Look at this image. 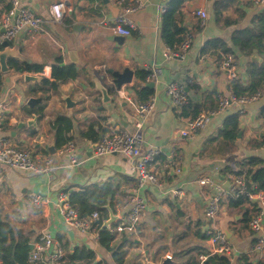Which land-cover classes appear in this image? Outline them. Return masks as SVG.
<instances>
[{
  "label": "crops",
  "instance_id": "crops-1",
  "mask_svg": "<svg viewBox=\"0 0 264 264\" xmlns=\"http://www.w3.org/2000/svg\"><path fill=\"white\" fill-rule=\"evenodd\" d=\"M20 1L39 14L43 23L38 35L31 37L22 30L9 43L11 48L16 46L17 53L7 60L8 71L0 72V138H7L13 145L34 154L44 153L55 141L51 123L56 116H65L72 122L68 136L75 145L79 163L69 166L55 150L53 154L48 152L55 166L52 173L35 174L0 164V222L11 227L15 240L27 239L31 252L44 231L65 253L60 264H84L67 256L83 249L94 254L90 264H117L114 253L100 246L98 233H82L65 225L56 203L60 192L83 194L94 186L106 185L114 190L111 201L114 214L124 211L121 206L136 192L131 161L121 154L94 157L92 147L110 127L134 131L138 120L135 108L141 100L133 88L153 82L152 88H146L151 91L154 108L140 120L141 150L160 149L152 163L160 186L146 184L138 190L145 208L134 233H115L111 245L118 253L116 258L120 264H161L169 256L176 264H198L199 254L209 246L206 234L219 229L225 233L231 247L230 253L222 256L231 264H237L241 256H246L253 264H264V257L256 248L257 235L248 228V222L244 223L245 218L251 216L250 204L245 201L232 206L233 198L228 195L222 198L216 218L210 222L205 219L204 208L212 189L197 183L200 177L209 175L228 187L230 184L224 181L225 166L236 169L249 157L264 160V143L255 145L264 141V122L259 116L264 107V87L256 101L217 111L192 138L180 134L189 117L177 114L165 94L166 85L174 81L183 86L190 105H197L200 112L215 110L218 98L229 95L230 84L218 68L221 55L215 57L202 52L204 45L220 39L230 48L232 35L252 29L264 4L254 6L249 0H183L174 15L175 24L181 29V40L189 35L191 43L182 57H168L170 49L161 37V24L173 0H144L143 8L129 14L135 29L121 44L115 34L102 25L117 16L102 0ZM114 2L109 0V4L116 7ZM8 4L9 0L0 1V14ZM58 4L63 5L64 15L60 21H54L49 10L51 5ZM196 10L207 12L203 26L194 14ZM75 25L79 27L74 30ZM70 51L76 52L77 63L69 60ZM233 53L240 65L238 79L246 83L245 67L250 63L249 57L236 50ZM242 56L246 60L244 65L239 60ZM11 60L24 68L22 73L9 65ZM53 61L58 67L73 65L78 72L76 79L58 82L56 91L44 81H52L50 71L47 76L42 71L26 70V66L31 65H38L43 71L45 67H57L51 64ZM124 67H129L134 77L118 91V100L125 105H117L116 113L112 114L110 104H103L99 92L95 91L92 78L105 76L107 68L121 71ZM138 70L148 74L157 70L156 79L141 81L135 75ZM25 75L41 80L25 82ZM62 96H69L74 105L67 108ZM30 97L43 99L29 108L26 102ZM126 109H130V113L125 114ZM238 109L243 110V115H238ZM123 114L125 125L119 121ZM231 115L238 116L241 135H237L226 150L218 134L225 118ZM33 117H36L35 126L28 127L25 122ZM91 125H95L97 134L94 142L81 135ZM34 194L46 198L40 208L30 204V196ZM202 235L206 238L202 239ZM0 264L3 263L0 261Z\"/></svg>",
  "mask_w": 264,
  "mask_h": 264
},
{
  "label": "built area",
  "instance_id": "built-area-1",
  "mask_svg": "<svg viewBox=\"0 0 264 264\" xmlns=\"http://www.w3.org/2000/svg\"><path fill=\"white\" fill-rule=\"evenodd\" d=\"M254 6H261L264 0H249ZM115 6L118 14L112 21L102 22V25L113 34L129 37L135 29L133 21L129 14L144 7V0H115ZM165 11V8L162 9ZM50 16L54 21H60L64 15V7L61 4L51 5ZM195 16L199 18L200 26L205 24L207 12L196 10ZM43 19L39 14L32 12L25 7L20 0H9V8L0 14V45L3 42H12L18 34L25 30L31 37L38 35L42 28ZM191 37L184 35L181 42L176 46V51H169L168 57H182L183 53L189 48ZM239 61L232 52L221 54L218 63L219 70L223 73L226 81L231 84L238 79ZM51 78V68L45 67L42 72ZM157 70L151 72L147 79L155 80ZM165 94L177 114L181 113L182 108L188 103L187 94L183 86L177 82H169L165 87ZM259 94L245 95L239 98L233 96L231 91L226 97H219L217 108L212 111L200 112L195 118L188 119L185 127L180 134L185 138L192 136L217 113L229 107L230 105H244L256 101ZM154 108V99L150 97L144 102L137 104L135 110L138 120L134 124V131L129 132L123 128L110 127L108 132L102 135L93 145L92 154L94 157H101L111 154H121L131 161V170L136 179V189L121 206L122 210L115 213L117 221L109 229L114 233L131 234L136 231L140 220V215L145 208L144 201L139 195L138 190L146 184L160 186V179L152 169L154 159L160 154V149L148 147L141 150L142 138L140 135L141 123ZM238 115H243V110L238 109ZM58 156L64 157L69 166L79 163L75 145L68 142L56 150ZM0 164L11 169L27 171L35 174L52 173L55 170L52 157L49 153L34 154L30 150L13 145L7 138H0ZM168 168V165H166ZM224 181L230 185L226 187L221 181L205 175L197 180L201 187L212 189L208 195L206 206L204 208L205 219L213 222L219 210L222 198L231 196L233 199L239 197L246 198L250 204L251 216L248 220V228L257 235L256 248L264 257V195L261 191H256V187L247 189L242 175H233L226 173ZM30 204L33 208H40L45 202L39 194L30 196ZM56 208L61 215L65 225L74 228L82 233H93L96 235L102 224L99 225V215L97 212L80 216L77 209L69 204L68 194L60 192L58 194ZM209 246L202 250L198 256V264H202L207 257L213 255H227L231 247L227 241L226 235L219 229L208 232ZM65 257L61 247L55 246L51 236L42 231L38 240L28 256L29 264H60Z\"/></svg>",
  "mask_w": 264,
  "mask_h": 264
},
{
  "label": "trees",
  "instance_id": "trees-1",
  "mask_svg": "<svg viewBox=\"0 0 264 264\" xmlns=\"http://www.w3.org/2000/svg\"><path fill=\"white\" fill-rule=\"evenodd\" d=\"M1 1V0H0ZM183 0H173L167 10L162 16L161 24V37L163 42L171 51H176L175 46L181 42L179 35L181 29L175 24V12L182 4ZM9 8V4L5 10ZM236 52L246 57L256 53L261 57V62H250L245 67L246 83H243L241 79H237L230 84V91L234 97L239 98L245 95L260 94L264 87V10L258 14L254 20L253 28L243 31L235 32L231 37V47H227L226 44L220 39H213L207 41L204 45L202 52H209L215 57H219L221 54L227 52ZM218 50V51H216ZM221 53V54H219ZM9 65L17 70L22 68L17 62L11 60ZM26 70L39 72L42 68L38 65L26 66ZM137 79L144 81L148 77V73L142 70L136 72ZM78 76V72L73 65L66 67H51V80H44L48 86L56 91L58 82H65L68 80H74ZM1 87V78H0ZM135 93L141 102L146 101L151 96V91L146 87L139 89L133 88ZM41 113V109L38 110ZM200 113V108L197 105H190L187 103L181 110L180 115L188 116V119L195 118ZM260 119L264 122V107L259 112ZM240 121L237 115H231L225 118L222 128L219 131L218 138L220 144L224 149L228 150L237 138ZM51 127L54 129L55 150L61 148L68 142H71V138L68 136L69 131L72 128V122L70 118L65 116H56L51 123ZM82 137L91 141L97 140V134L95 131V125H91L86 132H83ZM264 141L255 144L257 146L263 144ZM44 153H48L45 151ZM225 173H232L233 175H242L245 181L247 189H252V186L256 187V191H261L264 195V160L258 157H249L245 161L238 164L235 170L229 169L225 166ZM114 190L108 186L98 187L94 186L91 189L84 191L83 194L77 192L70 193L68 195L69 204L76 208L80 216L97 212L99 215V225L107 219L108 213L105 206L112 208V196ZM247 201L244 197L237 199H231L230 204L232 206L241 205ZM249 217L247 216L244 223L247 224ZM207 235V234H206ZM115 233L109 228H99L98 241L101 247L107 251H112L115 256V262L120 264V260L116 258L118 254L116 249L111 245L114 239ZM202 239L206 236L202 235ZM208 238V235H207ZM29 244L27 239L15 240L13 231L7 223L0 222V261L3 264H29ZM70 260L84 261V264H90L94 259V254L87 250H74L72 254L67 255ZM202 264H231L230 260L226 256L213 255L207 257ZM237 264H253L246 256H241L237 260Z\"/></svg>",
  "mask_w": 264,
  "mask_h": 264
},
{
  "label": "water",
  "instance_id": "water-1",
  "mask_svg": "<svg viewBox=\"0 0 264 264\" xmlns=\"http://www.w3.org/2000/svg\"><path fill=\"white\" fill-rule=\"evenodd\" d=\"M61 0H55V2H60ZM102 4L103 5H107L108 9L110 10V12L116 16L118 13V9L112 5L109 4V0H102ZM77 27H79V25H75L74 26V30L77 29ZM115 39L117 40V42H119L121 44V42L123 41L124 37L122 36H117L115 35ZM17 53V48L16 46L14 47H10V44L8 42H3L0 45V72H6L9 69V66L7 64V60L12 57L15 56ZM67 56L69 58V60L73 63H77V54L75 51H70L67 53ZM240 62L242 65L245 64V58L242 56L239 58ZM249 61L250 62H254V61H261V59L257 56L256 53H253L251 56H249ZM53 66H57L56 62H52L51 63ZM18 73H22V69L17 70ZM105 73V74H104ZM104 75L105 76H94L92 78V82L94 83V87H95V91L99 92L100 96H101V101L103 104H110L109 107V111L112 114H115V107L117 105H121L124 106L125 103H120L118 100V91L124 87L127 86L131 83L133 77H134V72L129 68V67H124L121 71L119 70H112L110 68H107L104 71ZM25 82H34V81H40L41 78L40 77H35V76H30V75H25L23 77ZM102 80H106V82L102 83ZM145 87L147 88H152L153 87V82H148L144 84ZM128 92H131V90H129ZM63 100L65 102V105L67 108H70L74 105V102H72L69 98V96H62ZM42 97H38V98H34V97H30L27 102L26 105L29 108H33L35 105L41 103L42 101ZM130 113V109H126L125 114ZM126 116L123 114L121 116V118L119 119L120 123L122 125H125V122L123 124V121H125ZM35 121H36V117H33L31 119H28L25 124L30 127V126H35ZM19 126L21 127L22 124L20 123ZM241 132H238V137H240ZM47 151L50 154H53L55 152V148L54 145L51 144L48 148ZM226 185H228L226 183ZM105 209L107 210L108 213V217L107 219H105L102 222L101 228H109L114 222L117 221V216L114 214V212L112 211V209L109 206H105ZM31 247V246H29ZM43 264V263H42ZM161 264H176L172 261L171 257L167 256L162 260Z\"/></svg>",
  "mask_w": 264,
  "mask_h": 264
},
{
  "label": "rangeland",
  "instance_id": "rangeland-1",
  "mask_svg": "<svg viewBox=\"0 0 264 264\" xmlns=\"http://www.w3.org/2000/svg\"><path fill=\"white\" fill-rule=\"evenodd\" d=\"M233 170H235V169H233Z\"/></svg>",
  "mask_w": 264,
  "mask_h": 264
}]
</instances>
